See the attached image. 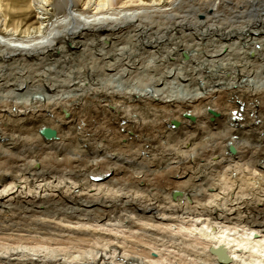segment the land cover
<instances>
[{"label":"bare ground","instance_id":"bare-ground-1","mask_svg":"<svg viewBox=\"0 0 264 264\" xmlns=\"http://www.w3.org/2000/svg\"><path fill=\"white\" fill-rule=\"evenodd\" d=\"M0 264H264V0H0Z\"/></svg>","mask_w":264,"mask_h":264},{"label":"water","instance_id":"water-1","mask_svg":"<svg viewBox=\"0 0 264 264\" xmlns=\"http://www.w3.org/2000/svg\"><path fill=\"white\" fill-rule=\"evenodd\" d=\"M185 58H188L187 55H185ZM211 114H212L213 116H215V117L218 116V114L215 113V112H213V111H211ZM186 118L190 119L191 121H194V120H195V119H194L193 117H191L189 114H186ZM178 124H179L178 122H174V127L178 126ZM44 134H47V133H44ZM231 152H232L233 154H235V153H236V150H235L233 147H231Z\"/></svg>","mask_w":264,"mask_h":264},{"label":"rangeland","instance_id":"rangeland-1","mask_svg":"<svg viewBox=\"0 0 264 264\" xmlns=\"http://www.w3.org/2000/svg\"><path fill=\"white\" fill-rule=\"evenodd\" d=\"M72 46H74V45H70L69 47H72ZM108 46V44L106 45V47ZM75 46H74V49L73 50H75ZM100 76V75H99ZM98 76L96 75V78H97Z\"/></svg>","mask_w":264,"mask_h":264}]
</instances>
